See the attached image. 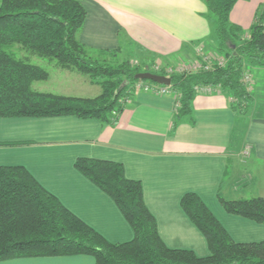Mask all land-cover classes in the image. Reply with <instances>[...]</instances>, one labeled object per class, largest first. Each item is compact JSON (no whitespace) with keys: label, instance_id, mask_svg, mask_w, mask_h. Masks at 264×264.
<instances>
[{"label":"crops","instance_id":"1","mask_svg":"<svg viewBox=\"0 0 264 264\" xmlns=\"http://www.w3.org/2000/svg\"><path fill=\"white\" fill-rule=\"evenodd\" d=\"M83 3L87 15L78 38L93 51L116 50L128 41L155 61H181L194 59L195 49L206 48L212 38L205 0ZM259 12L264 13V0H237L230 19L246 31ZM55 68L63 72L60 85L49 83V72L33 87L80 97L101 92L100 85L85 75ZM252 76L255 88L257 78H264V67L256 68ZM160 88L147 83L136 90L115 124L75 115L0 117V165L26 167L111 242L132 239L133 228L113 198L75 167L78 157L121 162L129 178L141 180L145 203L169 247L192 249L200 256L210 253L204 234L181 205L189 191L201 197L235 241L264 240V223L228 212L219 199V194L228 199L264 197V101L244 118L219 90L200 91L193 101L194 123L175 124L177 94ZM94 262L90 254L0 260V264Z\"/></svg>","mask_w":264,"mask_h":264},{"label":"trees","instance_id":"2","mask_svg":"<svg viewBox=\"0 0 264 264\" xmlns=\"http://www.w3.org/2000/svg\"><path fill=\"white\" fill-rule=\"evenodd\" d=\"M236 1L205 0L212 38L203 49L223 57L224 63L168 74L146 62L135 64L130 56L121 59L120 47L89 49L78 38L87 15L83 0H0V117L75 115L115 124L138 85L148 83L177 94L175 124L194 123L193 101L203 86L227 95L236 114L245 118L264 101V78H257L253 89L243 80L246 73L264 67V13L245 31L230 19ZM33 56L85 75L101 92L80 97L36 90L33 83L47 79L49 71ZM147 70L167 74L170 85L136 78ZM238 132L237 127L234 138ZM74 165L113 198L132 226L133 238L107 240L26 167L0 165V260L90 254L93 264H264V240L235 241L196 192L184 193L181 205L207 240L210 253L205 256L163 241L141 180L129 178L121 162L81 156ZM219 199L228 212L264 223L263 196L228 199L219 194Z\"/></svg>","mask_w":264,"mask_h":264},{"label":"rangeland","instance_id":"3","mask_svg":"<svg viewBox=\"0 0 264 264\" xmlns=\"http://www.w3.org/2000/svg\"><path fill=\"white\" fill-rule=\"evenodd\" d=\"M196 54H198L199 51V47H197L195 49ZM131 57L133 63L135 64H141V62H146L147 64L151 65V68L153 70L156 71H160L161 69H165L168 70V74L172 73V72H182V71H186L181 70L179 68H183L184 65L189 66V65H194V59L196 58L194 55V59L190 58V59H183L181 61H174V60H168L166 62H162V61H155V58L153 59V57L146 53V51L142 50L141 48L138 47H134L132 44H130L128 41H123L122 45L120 46V55L119 57L122 58H126V57ZM136 56V57H135ZM38 64H41L44 68H46L49 72H50V82L51 84H53L54 86H58L61 84V74H63V72L61 70H55L56 68L53 67L52 65L49 64V62L45 59H37ZM150 71V70H147ZM167 75V74H165ZM249 76L250 79H253L252 74L249 72ZM249 82H245V84L247 85ZM241 121V120H240Z\"/></svg>","mask_w":264,"mask_h":264},{"label":"built area","instance_id":"4","mask_svg":"<svg viewBox=\"0 0 264 264\" xmlns=\"http://www.w3.org/2000/svg\"><path fill=\"white\" fill-rule=\"evenodd\" d=\"M198 56L199 58H195L194 59V65H189V66H185L183 68H179L181 70H186V71H196L200 68H210L213 62L218 63L219 65H222L224 63V58L218 55H215L211 52H204L203 47H199V51H198ZM168 72V70H166ZM244 82H249L247 85L249 86V88H252V84H253V80L250 79L249 73H246L244 78H243ZM147 86V84L145 85ZM144 86V87H145ZM139 88L142 87L141 84L138 85ZM161 92H168L171 91L167 86L161 87L160 88ZM200 91H204V92H211L213 91V87L212 86H203L200 88ZM179 106V103L177 101L176 107Z\"/></svg>","mask_w":264,"mask_h":264},{"label":"water","instance_id":"5","mask_svg":"<svg viewBox=\"0 0 264 264\" xmlns=\"http://www.w3.org/2000/svg\"><path fill=\"white\" fill-rule=\"evenodd\" d=\"M136 78L152 80L159 84L170 85L171 77L161 73H154L152 71H142L136 74Z\"/></svg>","mask_w":264,"mask_h":264}]
</instances>
